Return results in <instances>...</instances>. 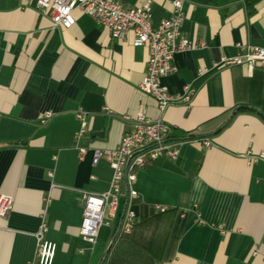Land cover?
Listing matches in <instances>:
<instances>
[{"label": "crops", "instance_id": "obj_1", "mask_svg": "<svg viewBox=\"0 0 264 264\" xmlns=\"http://www.w3.org/2000/svg\"><path fill=\"white\" fill-rule=\"evenodd\" d=\"M182 8V34L204 45L176 54V71L160 81L171 94L193 91L160 111L138 87L146 47L112 39L79 11L72 26L54 28L34 1L0 0V194L14 202L0 216V264H35L43 214L52 264H264V160L248 161L264 147V68L219 65L237 43L264 47V0ZM170 10V0H151L152 23ZM140 109L195 140L178 159L157 156L136 171L130 232L118 213L89 243L79 232L83 194L105 190L112 174L106 160L92 163L93 149L116 147L124 115ZM46 110L53 115L41 123ZM79 112L88 129L76 142ZM76 143L87 147L82 158Z\"/></svg>", "mask_w": 264, "mask_h": 264}, {"label": "built area", "instance_id": "obj_2", "mask_svg": "<svg viewBox=\"0 0 264 264\" xmlns=\"http://www.w3.org/2000/svg\"><path fill=\"white\" fill-rule=\"evenodd\" d=\"M34 1L35 9L50 19L54 28H69L75 23V11L89 15L96 22L103 24L114 40H126L131 37L133 46H143L148 50L145 72L138 84L139 89L150 95L160 111L169 104L188 101L193 91L191 85H185L182 94H171L162 85V76L176 71L175 56L179 52L204 45L203 41L193 40L182 34L181 25L185 14L182 0H170V14L152 23L151 0H142L137 6L125 7L119 0H27ZM238 51L234 56H222L219 65L246 64L249 67L264 68V47L237 43ZM53 112L44 111L39 121L45 123ZM80 127L74 134L76 142L88 129L86 116L79 112ZM121 134L119 143L114 148H94L92 163L100 159L108 162L112 169L108 186L101 192L83 194L82 218L79 232L82 238L93 243L99 229L108 226L120 214V229L130 232L135 221L133 209L138 192L133 184L136 171L144 168L157 156L176 160L181 155V147L195 138L186 137L182 132L172 128L161 117L152 119L140 109ZM209 145L206 138L201 139ZM80 158L87 147L75 144ZM264 160V147L258 153H250L248 161ZM52 175V172H49ZM123 206L119 212V203ZM48 201V198H46ZM13 198L0 194V216H7L13 207ZM157 210L164 211L166 206L156 205ZM47 224L44 214L36 238L35 264H52L56 252V243L45 236Z\"/></svg>", "mask_w": 264, "mask_h": 264}, {"label": "trees", "instance_id": "obj_3", "mask_svg": "<svg viewBox=\"0 0 264 264\" xmlns=\"http://www.w3.org/2000/svg\"><path fill=\"white\" fill-rule=\"evenodd\" d=\"M254 0H248L249 4H251ZM186 137H189V138H194L193 135H185Z\"/></svg>", "mask_w": 264, "mask_h": 264}]
</instances>
